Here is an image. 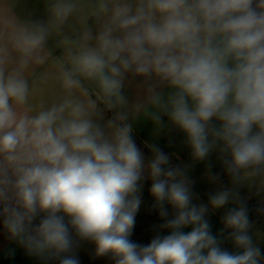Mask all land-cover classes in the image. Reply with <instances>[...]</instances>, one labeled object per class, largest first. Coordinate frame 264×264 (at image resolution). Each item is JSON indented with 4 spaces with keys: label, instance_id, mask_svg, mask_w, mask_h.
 <instances>
[{
    "label": "clouds",
    "instance_id": "9594fccd",
    "mask_svg": "<svg viewBox=\"0 0 264 264\" xmlns=\"http://www.w3.org/2000/svg\"><path fill=\"white\" fill-rule=\"evenodd\" d=\"M86 9L94 23L67 35ZM49 64L58 95L37 105L38 69ZM133 85L135 101L126 91ZM140 116L158 128L167 117L194 161L218 152L234 186L264 191V0H44L42 18L0 6V219L8 239L46 264H80L81 242L113 264H264L239 193L223 188L194 203L187 165L172 166L156 144L146 145V161L133 139ZM208 174L219 180L211 165ZM145 179L158 228L168 230L147 245L131 239ZM229 204L214 235L209 209Z\"/></svg>",
    "mask_w": 264,
    "mask_h": 264
},
{
    "label": "crops",
    "instance_id": "0c3cea01",
    "mask_svg": "<svg viewBox=\"0 0 264 264\" xmlns=\"http://www.w3.org/2000/svg\"><path fill=\"white\" fill-rule=\"evenodd\" d=\"M0 6L2 7H11L14 9L18 15L22 17H32V18H42L44 16V0H0ZM94 21L87 15V9L85 13L80 17L79 20L72 19L70 20L68 26L65 29L67 35L75 37V35L81 30L84 24H93ZM55 42L50 44L53 49L58 45L59 38H53ZM38 72L42 74V80L39 83L38 87L41 89L35 96L33 103L39 104L41 102H50L58 95V90L51 89V83L55 81L56 69L53 65H47L43 68L38 69ZM53 91V92H52ZM127 94L129 99L135 101L140 98L139 93L137 92L135 86L127 89ZM111 115V114H110ZM164 121V127L158 128L153 121L145 116H140L136 119L133 124V139L135 140L137 146L145 154L146 161L151 158V152L149 148H146L147 144H156L163 149L165 153L170 155H175L179 158L180 167L188 166L187 173L189 177L194 180H198L197 175H193V170L202 171V180L207 183H211L208 174V166L211 165L212 173L225 174L227 178L223 179V184L227 186H233L235 188H240V186H234L231 182L229 175L223 167L222 161L219 159V153L213 152L210 154L209 158L205 161L199 162L194 161L191 156V149L186 143V137L183 132L179 129L168 124L167 117L162 118ZM213 183V182H212ZM205 184V185H206ZM214 191L220 190V188H225L218 181L213 183ZM237 189V190H238ZM239 191V190H238ZM146 196L143 193L142 204L139 212L136 215V223L131 239L139 244L150 243L151 239L157 235H166L168 230H161L158 228V225L163 223V220L159 216V210H146ZM233 205H226L225 208L220 209V211H225L226 209L232 207ZM168 207L169 218L172 215L171 206ZM210 221V220H209ZM218 222V221H217ZM212 232L214 235H219L220 230L223 228L220 222L217 223V226L212 225ZM2 219H0V233L3 231ZM190 227L185 229V231H190ZM2 235V234H1ZM225 235H227L225 233ZM6 236V234H5ZM223 239V238H222ZM3 242H0L2 244ZM225 243V242H224ZM223 243V244H224ZM227 243H232L227 241ZM257 245H262V242L257 240L255 241ZM83 245L94 246V244L89 242H81ZM222 244V246H224ZM233 244V243H232ZM94 253V252H93ZM93 253H89L90 261H103L100 264H113L108 258H95ZM83 255V254H82ZM83 260H87L83 258ZM0 264H46L45 261L40 258L29 256L25 249L6 238L4 240V245L0 246ZM47 264H58V262H47ZM93 264V262H92ZM98 264V263H96Z\"/></svg>",
    "mask_w": 264,
    "mask_h": 264
},
{
    "label": "rangeland",
    "instance_id": "374dc122",
    "mask_svg": "<svg viewBox=\"0 0 264 264\" xmlns=\"http://www.w3.org/2000/svg\"><path fill=\"white\" fill-rule=\"evenodd\" d=\"M51 42L56 43V40L54 39ZM54 54L55 55L60 54V48L58 45L54 48ZM52 88L54 90H58V85L56 83V80L51 83V89ZM110 114L111 113H105L106 118H110L111 117ZM146 148H148V147H146ZM172 159L175 161L176 166L177 165L180 166V161H179V158L177 156L172 154L171 160ZM199 170L200 169L193 170L194 173H192L193 175L198 176V180L197 179L193 180L194 181L193 191H194V193L198 194V197H199V199H194L193 202L197 203V204L207 203L208 195L217 191V190L214 191V187H213L212 182L209 185V183L206 184V182L204 180H202V175L204 173H202V171H199ZM225 178H227V176H225V174L224 175L220 174L218 182L222 186L224 185L225 188H234V190L239 193L240 198L247 204L248 209H249V217H250V220L252 221L251 234L253 236V240H254V242L257 240L262 242V245H258V246L260 247L262 253H264V213H260L257 211V209H259L261 206H264V191L260 190L256 186L244 185V186H240L239 189L233 187L232 185L227 186V185L223 184V179L225 180ZM151 183L152 182L150 179H145L144 181H142L141 199H143V193H144L146 196V198H145L146 199V210H154V208H153L154 198L151 196L150 191H149L150 187H151ZM221 189H223V187L220 188V190ZM229 205H232V204H229ZM227 210L228 209H226L225 211H223V210L220 211V210H212L210 208L209 213L207 215V218L210 220V223L212 225L215 224V226H217L218 222L221 223L222 216H223L224 212H226ZM221 225H223V224L221 223ZM5 234H6V232L4 230L1 231V233H0V242H3L2 244H0V246L4 245V240H6V238H7V234H6V236H5ZM147 244H145V245H147ZM223 245L224 246H222V247L224 249L230 251V252L237 251L234 244H232V243H227V241H225V243ZM94 248H95V246L83 245L80 243L79 247L75 250V254L79 257L80 264H92V262H93V264L103 263V261H96V260L90 261L88 259L89 253H93ZM83 258H85L87 260H83Z\"/></svg>",
    "mask_w": 264,
    "mask_h": 264
},
{
    "label": "built area",
    "instance_id": "2783aa9c",
    "mask_svg": "<svg viewBox=\"0 0 264 264\" xmlns=\"http://www.w3.org/2000/svg\"><path fill=\"white\" fill-rule=\"evenodd\" d=\"M171 165L172 166H176V163H175V161L173 159L171 160Z\"/></svg>",
    "mask_w": 264,
    "mask_h": 264
}]
</instances>
